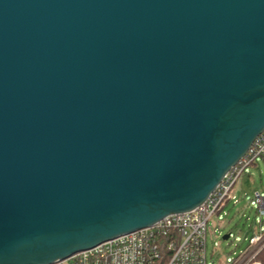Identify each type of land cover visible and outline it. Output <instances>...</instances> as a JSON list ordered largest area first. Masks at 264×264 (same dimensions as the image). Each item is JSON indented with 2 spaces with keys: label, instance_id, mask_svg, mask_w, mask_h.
Segmentation results:
<instances>
[{
  "label": "water",
  "instance_id": "1",
  "mask_svg": "<svg viewBox=\"0 0 264 264\" xmlns=\"http://www.w3.org/2000/svg\"><path fill=\"white\" fill-rule=\"evenodd\" d=\"M263 131L264 0H0V264L196 209Z\"/></svg>",
  "mask_w": 264,
  "mask_h": 264
},
{
  "label": "built area",
  "instance_id": "2",
  "mask_svg": "<svg viewBox=\"0 0 264 264\" xmlns=\"http://www.w3.org/2000/svg\"><path fill=\"white\" fill-rule=\"evenodd\" d=\"M259 157L264 158V131L201 206L168 215L153 226L118 236L51 264H159L165 254H168L167 264H207L208 226L217 213L224 212L229 201H236L232 188ZM254 198L259 213L264 216V196L257 191ZM259 222L261 227L249 237L248 246L229 264H263L256 259L264 248V227Z\"/></svg>",
  "mask_w": 264,
  "mask_h": 264
},
{
  "label": "rangeland",
  "instance_id": "3",
  "mask_svg": "<svg viewBox=\"0 0 264 264\" xmlns=\"http://www.w3.org/2000/svg\"><path fill=\"white\" fill-rule=\"evenodd\" d=\"M264 196V158L248 166L232 188L236 201L231 200L224 212L217 213L207 231V264H229L249 243V237L264 227V216L258 211L254 194ZM230 233L229 239H223ZM258 256H257V258Z\"/></svg>",
  "mask_w": 264,
  "mask_h": 264
},
{
  "label": "trees",
  "instance_id": "4",
  "mask_svg": "<svg viewBox=\"0 0 264 264\" xmlns=\"http://www.w3.org/2000/svg\"><path fill=\"white\" fill-rule=\"evenodd\" d=\"M258 258L264 264V248L260 251ZM167 263H168V254H165L159 264H167Z\"/></svg>",
  "mask_w": 264,
  "mask_h": 264
}]
</instances>
